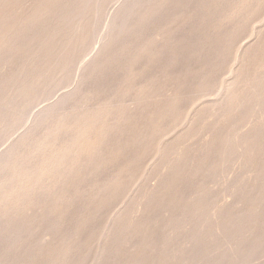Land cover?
Wrapping results in <instances>:
<instances>
[{
    "label": "bare ground",
    "instance_id": "6f19581e",
    "mask_svg": "<svg viewBox=\"0 0 264 264\" xmlns=\"http://www.w3.org/2000/svg\"><path fill=\"white\" fill-rule=\"evenodd\" d=\"M110 1L0 0V133L28 120L0 150V264H224L264 249V0H116L99 35ZM226 77L248 81L221 95ZM225 165L234 198L211 203Z\"/></svg>",
    "mask_w": 264,
    "mask_h": 264
},
{
    "label": "rangeland",
    "instance_id": "374dc122",
    "mask_svg": "<svg viewBox=\"0 0 264 264\" xmlns=\"http://www.w3.org/2000/svg\"><path fill=\"white\" fill-rule=\"evenodd\" d=\"M110 2H112V0L110 1ZM112 4H113V6H112ZM117 2H116V0L114 1L113 0V2L111 3V4H107V6L106 7H103V8H100V9H102V11H104L105 10V8H106V11H104L105 12V14H103V13H101V15L103 14V18L105 17V19H103L102 18V21H99L100 22V25L102 26H100L98 23H96V25L98 24V26H100L99 28V30L100 31H97L98 30V28H97V26H96V30H95V26H94V24L95 23H93L97 18V15H98V17H100V20H101V17L102 16H99V14H98V12H102L101 10L99 11H97V13H96V16H95V20L92 22L93 24L91 25V30H90V34H92L93 32L94 33H96V34H92L93 35V38L91 39L90 38V36H89V41H90V39H91V41L93 42H89V46H90V48L89 49H92V48H94L95 46H97L98 44H96V39H98V38H96L97 36H98V33H99V35L105 30V28H106V24H107V19H108V16L110 15V13L113 11V9H114V7H116L117 6ZM110 6H112V7H110ZM105 15V16H104ZM98 20H99V18H98ZM104 21V22H103ZM98 22V21H97ZM104 23V24H103ZM92 27H93V29H92ZM93 31V32H92ZM98 33H97V32ZM94 35H96V36H94ZM95 37V38H94ZM91 43V44H90ZM93 46V47H92ZM91 51V50H90ZM90 54L91 53H85V55H83L82 56V60H84V59H86V58H88L89 56H90ZM263 69H264V67H263ZM72 69H70V70H68L67 72H66V74L64 75V79H63V81H64V84L63 83H61L59 86H62V87H57L56 88V90H55V92H53V93H51L50 94V97H49V99L46 97V99L44 98H41L40 99V102H36V104L34 105V107L33 108H31V112H33V111H35V110H37L40 106H43V105H46L47 103H49V102H51V101H53L56 97H57V95L60 93V92H62V91H64V90H68V89H71L72 88V85H74L75 83H76V81H75V79L74 78H76V76H75V74H77V72H78V68L76 69H73V71H71ZM75 70H77V71H75ZM74 72V73H73ZM70 73V74H69ZM69 79V80H68ZM222 80V79H221ZM247 81H248V79H244V78H242L241 80H239V81H233L232 79H230L229 77H226V78H223V83H224V88L222 89V91H220L219 93H221V95H224L225 93H227V92H231V91H236L237 89H240L243 85H245L246 83H247ZM66 82V83H65ZM72 82V83H71ZM75 82V83H74ZM69 83V84H68ZM67 85V87H66V89H63V88H65L64 87V85ZM69 85V86H68ZM74 87V86H73ZM59 89V90H58ZM56 95V96H55ZM52 96V97H51ZM194 97V99H198V103L201 105H205L208 101L210 102L211 101V99H213L215 96H214V93L213 92H211L210 90H205V91H203V92H201L200 94H198V97H195V96H193ZM206 102V103H205ZM208 104V103H207ZM23 112V111H22ZM19 113L18 115H17V118H16V120H15V124H16V126L14 125V128L12 129V131H10L11 132V134H12V132L14 131V134H12V136L10 135V133L9 132H6V130H3V133H0V139H1V137H3L2 135L4 134V135H7L8 137H3V138H5V139H1L0 140V150H2L3 149V147L5 146V145H7V144H9V142L14 138V136L15 135H17L18 134V132H20L21 130H23V128H26V126L28 125V120L26 119L27 118V114H25L24 112L23 113ZM211 117V116H210ZM210 118L209 117H207L206 119H204L202 122H201V124L200 125H195V127H192L191 129H194L195 130V132L193 133V131L194 130H191L190 129V132L192 133V136L191 137H189L190 135V133L188 134V136H187V141L185 142V144H188V145H192V146H195L194 144L195 143H197L198 144V141L200 142V140L201 139H204L208 134H209V120ZM21 122V123H20ZM197 126V127H196ZM199 126H201V127H199ZM15 128H17L16 130H14ZM197 129V130H196ZM16 131V132H15ZM10 135V136H9ZM189 137V138H188ZM12 138V139H11ZM6 139H7V141H6ZM196 144V145H197ZM2 148V149H1ZM162 160V159H161ZM161 160H159L160 162H158V161H156L157 163H155V164H153L151 167H149V169H148V172L146 173H144V174H142V175H140V177H139V179H138V184H136V186L134 187V189L131 191V192H129V194L124 198V200H123V202L120 204V206L122 207V208H124V213H125V215H127L129 212H131L132 210H133V208H131V207H135V205L139 202V200L141 199V192H143V190H145V189H147V187H149L150 185H153V184H155L156 182H158V180L157 179H159L158 177H159V175L157 174V173H159L162 169H164L165 168V166H166V163H164L163 164V162L161 161ZM160 163H162V164H160ZM159 171V172H158ZM235 173H236V170L233 168V167H231V165H225L224 167H222V168H219L213 175H212V177L209 179V182H208V184H209V186H210V188H211V191H212V195H211V198H210V201H211V203H215L214 201H216V202H219V201H217L218 200V198H220V196H221V198L223 199V200H229L230 202L233 200V195H228V193H227V189H226V187L223 185V183H222V181H223V178H226V177H230V178H232V177H234L235 176ZM152 183V184H151ZM223 194V195H222ZM214 195V196H213ZM218 196V197H217ZM224 197H225V199H224ZM232 198V199H230V198ZM221 198H220V200H221ZM229 198V199H228ZM220 203V202H219ZM105 211H107L106 209L104 210V213L102 214V216H101V218H103V219H105V216L104 215H106L107 213L105 212ZM108 211H109V208H108ZM157 214V213H156ZM156 214L154 215V219H156L157 217H159L160 218V220H161V213L159 214L158 213V215H157V217H156ZM103 219L100 221L101 222V225L103 226L104 224H102L104 221H103ZM157 220V219H156ZM160 220L158 219V221L160 222ZM162 224V223H161ZM40 228V227H39ZM42 228H43V230L45 229L43 226L39 229V233H37L36 232V237H37V239L39 238V236H40V238H41V236H42V233H40L41 232V230H42ZM160 228V227H159ZM38 229V228H37ZM45 231V230H44ZM43 232V231H42ZM158 233H160V232H158ZM40 240V239H39ZM3 243V242H2ZM0 245H3V244H1L0 243ZM109 252H112V251H109ZM92 253V252H91ZM89 254V255H91L92 256V254ZM109 255H110V253H109ZM108 255V256H109ZM125 256V257H124ZM123 257L125 258H123V261H122V258L120 259V261H122V262H120V264H130L131 262V259H130V256H128V255H124ZM112 259H113V256L112 255H110L109 256V260H108V257H107V259H106V261L108 262V263H110V264H112ZM124 260H125V263H124ZM180 260H182V259H179V260H176L173 264H182L183 263V261L181 262ZM80 261H82V259L80 260ZM105 261V262H106ZM180 261V262H179ZM104 262V263H105ZM106 262V264H108ZM130 262V263H129ZM156 264H157V261L155 262ZM154 263V264H155ZM185 264V263H184ZM188 264V263H187ZM192 264V263H191ZM194 264H198V263H194ZM224 264H264V249L263 248H259V249H257V250H255L254 252H252V253H248V254H245V255H240L239 257H236V258H234V259H231V260H228V261H226Z\"/></svg>",
    "mask_w": 264,
    "mask_h": 264
}]
</instances>
